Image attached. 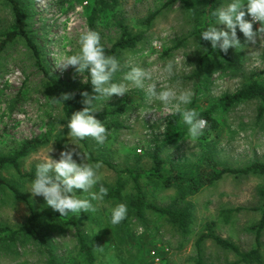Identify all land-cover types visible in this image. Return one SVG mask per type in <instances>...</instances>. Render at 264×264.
I'll list each match as a JSON object with an SVG mask.
<instances>
[{"label": "rangeland", "instance_id": "rangeland-1", "mask_svg": "<svg viewBox=\"0 0 264 264\" xmlns=\"http://www.w3.org/2000/svg\"><path fill=\"white\" fill-rule=\"evenodd\" d=\"M26 1L28 27L49 71L64 81V94L71 97L77 86L85 82V76L71 66L61 69L57 64L65 56L78 52L79 34L90 30L87 19L90 3ZM223 2L119 0L118 6L99 21L96 31L100 41L108 46L121 35L118 23L143 36L135 48L121 53L122 70L116 75L117 80L128 66H139L158 76L168 61L177 62L180 72L167 83L179 81L181 87L190 88L194 95L186 107L198 114L213 110L218 122L216 129L195 140L188 137L187 127L178 115L168 114V109L158 101H148L142 90L133 88L123 96L94 102L91 114L107 129L104 144L91 137H86L85 142L74 141L64 131L63 105L50 96L25 39L18 37L7 45L0 54V155L12 154L28 139L45 138L47 142L20 160L21 173L10 166L1 171L9 186L0 185V226L18 229L27 223L32 209L56 213L42 196L27 191L31 179L22 176L35 171L36 165L47 159L48 152L52 159H59L61 151L75 149L81 154V157L74 155L78 163L81 158L87 163L100 162L101 182L108 190L115 188L119 179L124 188L119 198L94 201L95 212L64 217L75 220L76 225L58 226L46 234L39 231L14 240L0 233V264H157L153 252L161 259L160 264H195L196 241L200 234L210 230L242 251L257 247L253 226L264 217L261 194L264 173L225 175L197 194H186L183 203L193 206L192 224L186 234L148 209L118 225L110 223V210L119 203L126 204L128 209V202L136 196L133 178L124 172L126 169L140 175L148 202L166 207L180 198V188H165L160 181L147 177L153 167V151L174 118L183 127L184 135L161 150L164 173L171 174L174 170L184 176L199 173L209 164L206 154L219 166L232 169L264 163V116L258 118L260 100L242 101L227 110L217 106L222 96L235 93L251 81L264 84V33L252 43L237 29L243 46L228 49L227 53L234 58V62L228 63L219 49L213 50L210 42L199 35L213 22L211 11ZM154 13L155 17L150 19ZM15 25L12 6L7 0H0V35ZM213 26L218 30L224 27ZM257 28L259 22L253 24V29ZM80 192L77 190L78 195ZM86 195L81 193L82 197ZM77 228L91 246L93 262L81 250ZM259 248L264 264V230L260 233ZM200 250L204 264H249L238 263L239 257L232 250L224 249L212 239L205 240Z\"/></svg>", "mask_w": 264, "mask_h": 264}, {"label": "clouds", "instance_id": "clouds-1", "mask_svg": "<svg viewBox=\"0 0 264 264\" xmlns=\"http://www.w3.org/2000/svg\"><path fill=\"white\" fill-rule=\"evenodd\" d=\"M213 22L199 35L202 40L209 41L213 50L219 49L227 53L230 47L242 48L237 37V29L247 41L255 43L256 38L264 33V0H224L210 13ZM246 15L249 17L246 19ZM259 22V28L253 29V24ZM214 24L223 25L219 30ZM227 29V30H225ZM79 50L76 54L62 58L57 66L61 69L73 67L78 74H87L95 96L87 92L81 93L82 103L86 105L70 115L67 121V135L74 141H82L91 137L98 144H104L107 139L105 125L91 113L95 110L94 102L108 100L111 97L123 96L131 89L142 90L148 101H158L168 109V114L179 116L187 127L190 139H198L207 127V122L200 118L197 111L186 107L192 102L193 91L181 87L180 82L168 84L167 81L177 76L180 67L175 60L168 61L158 76L139 66H128L122 78L117 80L116 74L121 72L120 62L111 55H106L100 42L99 34L88 30L79 34ZM64 94L61 100L70 99ZM75 145V143H73ZM76 157L81 154L75 149L60 152L59 159H52L47 153V159L35 167L27 191L33 196H42L46 205L59 213V217L80 215L81 212H95V202H101L108 194V188L101 182L99 173L100 162L87 163ZM77 190H81L77 194ZM81 193L87 194L81 196ZM127 205L119 203L110 210V223L118 225L127 217Z\"/></svg>", "mask_w": 264, "mask_h": 264}, {"label": "trees", "instance_id": "trees-1", "mask_svg": "<svg viewBox=\"0 0 264 264\" xmlns=\"http://www.w3.org/2000/svg\"><path fill=\"white\" fill-rule=\"evenodd\" d=\"M8 3L12 6V10L15 16L16 25L15 27L5 33L0 35V54L5 51V48L8 44L13 43L18 37L25 39L27 47L31 51V54L34 58L35 67L43 75L46 80V83L49 87V94L52 98L58 100L63 105V113L65 117V127L64 131L68 132L66 128L67 121L70 118V115L74 111L81 110L84 105L82 103L84 97L81 93L87 92L90 97L94 96L92 86L87 80V74L85 73V82L77 86L75 93L68 100H61V97L65 93V83L64 81L53 75L43 58L42 51L38 46L35 38L32 35V30L28 27V6L26 0H7ZM89 1L90 9L88 14V24L89 29L92 31H97L98 23L110 10H114L118 4L119 0H87ZM156 13L150 16V19L155 17ZM121 35L120 37L111 45L108 46L105 43L101 42V45L104 48L106 55H111L117 58L120 62V56L123 51L126 49H133L136 45L142 40L141 34H133L129 31L128 27L123 23L117 24ZM222 57L226 59L228 63L234 62V58L228 54L221 52ZM118 74V73H117ZM116 74V75H117ZM197 79L199 75L195 76ZM258 99L261 102V105L258 109V118L264 116V84L258 81H251L243 85L239 90L233 94H227L222 96L218 100V108L222 110H227L236 104L246 101ZM200 118H203L207 122V127L205 128L204 133L214 130L218 127V122L213 116V110H205L199 113ZM202 134V135H203ZM184 135L183 127L177 122V118L171 120L167 127L165 134L158 143L153 151L152 160L153 167L151 168L147 177L151 180H158L165 188H172L174 186L180 188L182 194L180 198H177L172 204L166 207L158 206L154 203H150L146 200V196L143 192L142 186L140 184V175L134 170L126 169L124 172H128L134 181V188L136 190V196L134 199L128 202V213L127 217H130L133 214L140 215L145 209L151 210L154 213L158 214L160 217H164L169 223L176 227L183 234H186L192 224L193 216V206L191 203H183V199L186 194L194 195L197 194L203 187L213 184L215 181L222 179L225 175H240V174H249V173H264V163L254 162L250 166L243 169H232L227 167L219 166L215 163L211 157L206 154V159L208 161L207 169L195 173L194 175L184 176L174 170L171 174L164 173L165 160L161 157V150L166 147L174 144L180 140ZM85 142V139L82 140ZM47 142L45 138H32L26 140L20 148L15 150L12 154L9 155H0V185H8V182L2 177L1 171L8 166L14 168L16 171L21 173L20 170V160L28 155V153L37 148L40 145H43ZM35 171L28 173H23V177L29 179L33 178ZM11 189L17 191L14 186H10ZM124 184L121 179L118 180L117 185L113 189L108 190L107 198H119L123 191ZM264 195V191L261 192ZM76 225L75 220L68 219L64 217H59V213L52 212H35L33 209L31 215L26 224L20 226L18 229H11L9 227L0 226V233L5 234L9 240H14L19 236L31 234L34 232H42L44 234L50 228H55L58 226L64 225ZM212 227V224L209 225V228ZM253 229L256 231V242L257 247L249 251H242L240 248L230 240L224 239L213 231H208L200 234L196 241V247L198 250V257L195 261V264H204V260L201 256L200 246L201 244L208 239L214 240L219 246L224 249L232 250L238 257V263H249V264H262L263 257L259 248V239L260 233L264 230V217L261 221L253 226ZM78 240L81 246V250L86 254L87 259L90 262L94 260V254L91 249V246L87 243L86 238L82 235L81 231L77 228Z\"/></svg>", "mask_w": 264, "mask_h": 264}, {"label": "built area", "instance_id": "built-area-1", "mask_svg": "<svg viewBox=\"0 0 264 264\" xmlns=\"http://www.w3.org/2000/svg\"><path fill=\"white\" fill-rule=\"evenodd\" d=\"M153 255H154V258H155L156 263L157 264H160L161 259L159 257L155 256L156 255L155 252H153Z\"/></svg>", "mask_w": 264, "mask_h": 264}]
</instances>
